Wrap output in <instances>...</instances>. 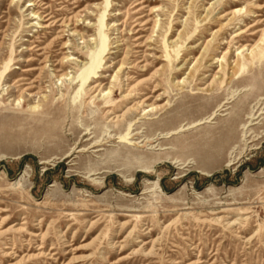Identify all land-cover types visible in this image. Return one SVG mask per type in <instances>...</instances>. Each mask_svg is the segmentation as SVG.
Returning a JSON list of instances; mask_svg holds the SVG:
<instances>
[{"label": "rangeland", "instance_id": "rangeland-1", "mask_svg": "<svg viewBox=\"0 0 264 264\" xmlns=\"http://www.w3.org/2000/svg\"><path fill=\"white\" fill-rule=\"evenodd\" d=\"M263 5L0 0V264H264Z\"/></svg>", "mask_w": 264, "mask_h": 264}, {"label": "bare ground", "instance_id": "bare-ground-1", "mask_svg": "<svg viewBox=\"0 0 264 264\" xmlns=\"http://www.w3.org/2000/svg\"><path fill=\"white\" fill-rule=\"evenodd\" d=\"M29 5H31V3H29ZM263 6H260V7H263ZM237 10L239 11V8L238 9H235V10H232V11H237ZM228 13H231V12L226 11L224 13V15H226ZM47 19H49V18H47ZM253 25H255V24H250L248 26H244L243 28H239V30H237V32L234 34V36H238V35L241 36L243 33H245L247 30L250 29L249 27H252ZM41 27H45V25L44 26L42 25ZM154 27H155V23L151 26V31L153 30ZM257 31L258 30L251 31L250 34H254ZM259 32H260V34H259L258 38L252 44L243 43V44H240L239 46L236 47V50H238V52L236 53V58L233 59V61H232V63H233L232 64V67L235 68V70L238 69V64H239L238 61L240 59L239 56L242 53H244V55H246V56H252V54L256 53L258 50H261L260 47L264 44V26L259 30ZM180 34L181 33L179 32L178 35H180ZM141 45L142 44H138V43L136 44V46H141ZM224 53H227V49H224L223 50V54ZM203 55L204 54H200L199 57H198V60H200L203 57ZM64 59H65L66 62L72 60V58H67V56H64L61 60H64ZM30 69H35V68H30ZM58 71H60V70H58V69L52 70V74L56 78V80H69L71 78V77L70 78H67L68 73H66V72L56 73ZM153 74H156V71H154ZM114 77H115V75H113V78ZM152 77H153V75L150 76L149 78H146V79L149 80ZM216 78H218V77H215V74H214L212 76V79H216ZM142 81H144V80H139V81L135 82L132 86H130V88H128L127 94L126 95L124 94L122 97L127 98L129 96L128 93L131 90V88L133 89L134 87L138 86L139 83H141ZM177 84L183 85L184 82H183V80H177ZM99 85H101L100 82L99 83H93L90 87L88 86L89 88L87 90H91L92 88L94 90H96V88L99 87ZM211 86H212L211 83L210 84L208 83L205 88L211 89ZM111 91L112 90L110 88H108V89L106 88L105 89V92H102L101 93V95H102V98L101 99H103V101H102L103 104L104 103H107V102H112L113 101L112 99H110L109 101H107V99L109 98V97H107V95L109 93H111ZM98 93H100V92H98ZM150 97H151V95H145L141 99H136V100H135V97H134L132 99L133 103L131 105H127L121 113L112 112V110L109 107H104V109H102V111H103V113L105 115L109 116L108 118H110V121H112L115 124L121 123L123 121V119L126 117V115L129 112H131V111L133 112L135 109H138L139 107L143 111H144V108H148L143 113L144 116L149 115V114H153V113H156L157 111H159L163 106H161L159 104H148L146 107H143L142 106L143 103H145ZM29 108L31 110H35V109H37V105L36 104H32ZM118 135H121V134H118Z\"/></svg>", "mask_w": 264, "mask_h": 264}]
</instances>
